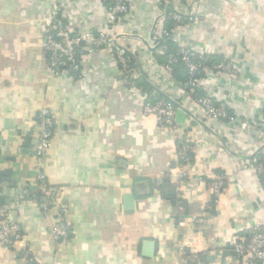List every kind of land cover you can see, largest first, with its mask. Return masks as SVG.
Returning <instances> with one entry per match:
<instances>
[{"label":"crops","instance_id":"crops-1","mask_svg":"<svg viewBox=\"0 0 264 264\" xmlns=\"http://www.w3.org/2000/svg\"><path fill=\"white\" fill-rule=\"evenodd\" d=\"M166 1L184 10L198 0ZM156 2L136 0L117 32L149 38ZM56 4L72 29L81 20L96 31L107 27L102 0H0V193L9 220L22 226L33 252L43 263L58 264H176L185 251L206 264H254L250 255L237 258L235 244L253 228L264 232V188L247 165L264 153V0H206L204 19L175 31L184 47L237 67L235 87L223 75L217 83L203 78L201 89L249 121L246 131L206 121L177 82L161 91L179 99L178 128H161L120 81L109 50L93 56L97 71L78 83L52 74L43 41ZM122 41L142 58L140 40ZM146 57L152 69H162ZM139 64L151 84V70L143 60ZM139 78L135 83L144 90ZM43 108L58 123L42 170L49 185L60 189L71 224L69 240L60 244L38 203L18 199L24 189L36 192L34 150ZM181 142L194 147L187 177L178 155ZM217 174L227 177L219 196L204 181ZM0 264H17L15 252L0 245Z\"/></svg>","mask_w":264,"mask_h":264},{"label":"built area","instance_id":"built-area-1","mask_svg":"<svg viewBox=\"0 0 264 264\" xmlns=\"http://www.w3.org/2000/svg\"><path fill=\"white\" fill-rule=\"evenodd\" d=\"M106 5L107 27L105 30L96 31L90 26L87 20H81L78 28L72 29L62 16L63 9L56 4L49 14L45 30L43 49L47 56V66L49 71L55 76L68 77L73 82H80L93 72L97 71L99 64L93 62V56L97 53L109 50L114 61L120 68V81L132 89L133 95L143 102V113L145 116L155 119L157 124L165 130H176V116L179 110V99L175 95L161 91L165 86H170L174 80L172 78V64L178 61L176 56H170L168 63L162 65L161 70L152 69L150 64L152 59L147 61V53L153 56V51L165 54L168 50L164 42L170 41L180 47L177 56L180 55L189 72L188 81L181 86L193 98L195 89L201 88L204 78L209 81L219 82L223 75H228L232 79L229 81L234 87L239 84V72L237 67L231 61L207 63L208 53L198 52L184 47L180 44V37L175 33L176 30H184L187 26L194 24L202 18L203 15L194 14L191 11L179 13L172 9L167 11L161 0L156 2V20L151 28L149 38L135 37L129 31L117 32L118 24L124 22L125 17L131 15L134 10L136 0H102ZM165 22L172 21L176 29L167 32L163 26ZM160 23V24H159ZM124 36L134 37L143 43L145 49L144 55L139 59V53L131 51L122 41ZM132 59L139 64L143 60L147 65L146 69L151 70V84L158 90L157 93L166 96V99L153 97L144 94L135 83L139 77L137 70L132 65ZM141 64V63H140ZM236 80V81H235ZM160 89V90H159ZM160 91V92H159ZM194 101L198 105L206 121H223L236 130L246 131L251 123L234 116L229 111L225 103L215 100L213 93L208 90L202 97H195ZM264 105V102H263ZM55 114L43 108L37 115V126L39 134L35 147V157L38 165L36 192L33 194L30 188L24 189L20 195V201L30 198L38 203L40 215L51 222L50 235L57 243H64L69 240L71 235V224L69 223V209L65 204L62 193L59 188L49 185L46 175L42 170V163L53 143V136L57 126ZM264 127V126H263ZM194 153V147L189 143L178 144V155L185 169L182 176L190 175L188 166L191 163V155ZM246 161V160H245ZM244 161V163H245ZM248 161V166L259 176L264 188V153L252 156ZM246 165V166H247ZM208 187L219 196L224 189L227 181L225 174H217L214 179L204 178ZM204 213L202 216H205ZM202 218L199 223H202ZM198 223V224H199ZM0 245L9 248L15 252L17 264H58L56 259L43 263L33 252L31 244L26 239L25 231L22 226L12 222L8 218V213L3 209V197L0 193ZM236 255L238 259L250 255L252 262L258 264L264 260V232L260 228H253L250 236L245 241L235 244ZM194 255L196 253H193ZM206 264L202 259L183 256L176 264ZM235 264H240L236 262Z\"/></svg>","mask_w":264,"mask_h":264},{"label":"trees","instance_id":"trees-1","mask_svg":"<svg viewBox=\"0 0 264 264\" xmlns=\"http://www.w3.org/2000/svg\"><path fill=\"white\" fill-rule=\"evenodd\" d=\"M161 2L163 4V7H166L169 11L172 10V7L169 5V3H166L167 2L166 0H161ZM163 29L166 30L167 32H171V31L176 29L175 23L172 21H169V22L164 21ZM164 45H166L168 48L167 52L165 54H163V53H159V52L157 53V51H153L152 55L154 57V61L158 62L162 66L163 64L169 62L170 56H176L178 58V61L176 63L172 64V68H173L172 78H173L174 82H177L180 85H182L184 82L188 81L189 72H188L186 65L182 61L181 56L180 55L177 56V53H178L180 47L178 45L174 44L173 42H170L167 40L164 42ZM46 58H47V56H46ZM208 59L209 60L207 61V63H209L210 61L211 62L212 61L223 62V59H217L216 57H214L212 55H208ZM132 65H133L134 69L137 70V74H139V77H140L139 79H142L143 86H145L146 90L145 89L142 90V88H139V87L138 88L141 89L144 94L149 95V97H153L156 94L158 97L166 99V96L160 95L159 93H157L155 91V88L149 83L148 74L143 70L142 66L140 64H138V62L136 60L132 59ZM199 76H201L200 78H204V74H201ZM204 95H205L204 90H202L201 88H199V89L197 88L194 90L192 97L193 98L202 97ZM33 194H38V192H35ZM184 256L185 257H191V258L195 257V258H198V260L202 259L199 255L191 254V253H189V251H185ZM190 264H195V262H192ZM258 264H261V262Z\"/></svg>","mask_w":264,"mask_h":264},{"label":"rangeland","instance_id":"rangeland-1","mask_svg":"<svg viewBox=\"0 0 264 264\" xmlns=\"http://www.w3.org/2000/svg\"><path fill=\"white\" fill-rule=\"evenodd\" d=\"M205 8H206V0H198L197 2H189L188 7L184 10H177V9L176 10L174 9V10L178 11L179 13H185L186 11H191L194 14L198 13L200 15H203L202 18H200L198 21V22H201L204 19V14L206 12ZM166 10L169 11L167 8ZM161 28H163L162 25H161Z\"/></svg>","mask_w":264,"mask_h":264},{"label":"water","instance_id":"water-1","mask_svg":"<svg viewBox=\"0 0 264 264\" xmlns=\"http://www.w3.org/2000/svg\"><path fill=\"white\" fill-rule=\"evenodd\" d=\"M127 200L129 201L130 205L133 204V201H134V196H129L127 198ZM15 222V221H14ZM153 245L152 244H148L147 247L151 248Z\"/></svg>","mask_w":264,"mask_h":264}]
</instances>
